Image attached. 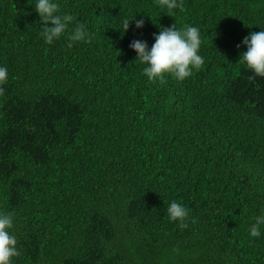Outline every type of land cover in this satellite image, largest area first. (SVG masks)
<instances>
[{"label":"trees","instance_id":"1","mask_svg":"<svg viewBox=\"0 0 264 264\" xmlns=\"http://www.w3.org/2000/svg\"><path fill=\"white\" fill-rule=\"evenodd\" d=\"M60 3L90 43L68 47L66 33L46 44L29 0H0V212L15 216L13 264H264V236L249 235L264 212V77L239 64L264 0H183L173 12L159 0ZM136 15L144 27L123 33ZM174 25L201 30L205 63L153 83L129 45L151 48ZM172 200L195 222H171Z\"/></svg>","mask_w":264,"mask_h":264},{"label":"clouds","instance_id":"2","mask_svg":"<svg viewBox=\"0 0 264 264\" xmlns=\"http://www.w3.org/2000/svg\"><path fill=\"white\" fill-rule=\"evenodd\" d=\"M34 10L41 19L40 37L46 44H53L66 33L69 36L68 47L75 42L90 43L93 34L88 26L67 12L61 11L60 0H35ZM159 5L167 12L183 10V0H159ZM124 17L120 21V28L127 33L131 23L135 21L137 29L144 27L143 19ZM75 21V27L70 26ZM51 25V26H49ZM258 26V31H253L243 39L247 51L241 55L239 64H244L256 76L264 77V27ZM204 37L197 26L187 25L177 28L162 27L155 36V43L149 48L146 41L133 40L129 45L137 54L141 64H144L143 74L153 83L165 82V77L171 74L178 81H185L195 71H199L205 61L200 54L204 44ZM239 47V45H238ZM9 70L0 65V96L5 94V87L9 81ZM254 78V77H253ZM166 215L171 222H178L180 229L187 228L189 221L195 222L191 217V209L177 200L167 204ZM15 224V216L11 212H0V264H13L14 258L20 256L19 241L12 232ZM249 235L253 238L264 236V212L255 217V222L249 226Z\"/></svg>","mask_w":264,"mask_h":264}]
</instances>
